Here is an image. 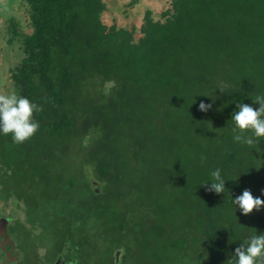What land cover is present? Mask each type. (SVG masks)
I'll use <instances>...</instances> for the list:
<instances>
[{
  "label": "trees",
  "instance_id": "trees-1",
  "mask_svg": "<svg viewBox=\"0 0 264 264\" xmlns=\"http://www.w3.org/2000/svg\"><path fill=\"white\" fill-rule=\"evenodd\" d=\"M23 1L10 80L40 127L0 135V198L30 242L73 264H229L264 233V207L231 203L264 199V140L235 143L231 121L264 95V0H172L138 29L105 23L104 0ZM217 167L225 193L208 190Z\"/></svg>",
  "mask_w": 264,
  "mask_h": 264
},
{
  "label": "clouds",
  "instance_id": "clouds-1",
  "mask_svg": "<svg viewBox=\"0 0 264 264\" xmlns=\"http://www.w3.org/2000/svg\"><path fill=\"white\" fill-rule=\"evenodd\" d=\"M220 91L223 92L222 89ZM252 101L259 107L253 108L242 102L235 103V109L231 113L235 143L252 146L264 140V95H257ZM210 107V104L203 102L199 105L201 111H207ZM40 110L37 104L19 95L15 90L9 94H0V135L11 134L14 143L23 144L38 131L40 125L34 120L33 113ZM228 180L230 179H226L222 174V169L217 167L211 172L208 190L216 194L225 193V182ZM204 184L205 182L202 185ZM261 194L264 195V190ZM231 203L235 211L239 209L242 215L264 207V199L260 196L254 197L250 190H244L235 198L231 197ZM229 264H264V233L255 232L240 243L234 250L233 259Z\"/></svg>",
  "mask_w": 264,
  "mask_h": 264
},
{
  "label": "rangeland",
  "instance_id": "rangeland-1",
  "mask_svg": "<svg viewBox=\"0 0 264 264\" xmlns=\"http://www.w3.org/2000/svg\"><path fill=\"white\" fill-rule=\"evenodd\" d=\"M172 0H104L107 9L103 21L107 24L123 26L126 22L141 24L146 10L157 19L170 8ZM11 19L19 23V29L29 33L27 6L23 0H0V94L12 92L10 72L21 61L20 44L10 42L9 25ZM139 34V31H136ZM96 184V183H95ZM98 246V245H97ZM121 255V252H120Z\"/></svg>",
  "mask_w": 264,
  "mask_h": 264
},
{
  "label": "flooded vegetation",
  "instance_id": "flooded-vegetation-1",
  "mask_svg": "<svg viewBox=\"0 0 264 264\" xmlns=\"http://www.w3.org/2000/svg\"><path fill=\"white\" fill-rule=\"evenodd\" d=\"M19 204L0 198V264H73L66 251L42 248L19 231L18 224L24 221L19 216L22 211ZM117 252L120 255L118 250L115 256Z\"/></svg>",
  "mask_w": 264,
  "mask_h": 264
},
{
  "label": "water",
  "instance_id": "water-1",
  "mask_svg": "<svg viewBox=\"0 0 264 264\" xmlns=\"http://www.w3.org/2000/svg\"><path fill=\"white\" fill-rule=\"evenodd\" d=\"M119 256V252H117V254H116V257H118Z\"/></svg>",
  "mask_w": 264,
  "mask_h": 264
}]
</instances>
